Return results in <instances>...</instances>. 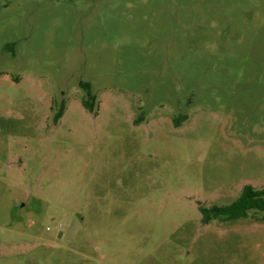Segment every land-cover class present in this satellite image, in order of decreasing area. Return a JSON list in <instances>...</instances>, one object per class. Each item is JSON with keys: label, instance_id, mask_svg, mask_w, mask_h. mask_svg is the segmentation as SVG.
Segmentation results:
<instances>
[{"label": "rangeland", "instance_id": "rangeland-1", "mask_svg": "<svg viewBox=\"0 0 264 264\" xmlns=\"http://www.w3.org/2000/svg\"><path fill=\"white\" fill-rule=\"evenodd\" d=\"M245 185L264 0H0V264H264Z\"/></svg>", "mask_w": 264, "mask_h": 264}, {"label": "trees", "instance_id": "trees-1", "mask_svg": "<svg viewBox=\"0 0 264 264\" xmlns=\"http://www.w3.org/2000/svg\"><path fill=\"white\" fill-rule=\"evenodd\" d=\"M85 94L82 96V105L89 110H93L95 95L91 92V85L88 82L80 84ZM61 108L55 117V121L62 115ZM264 211V188L257 189L251 185H245L239 196L231 204L226 206H213L211 208H202V220L208 223L212 219L235 220L244 218L250 212Z\"/></svg>", "mask_w": 264, "mask_h": 264}]
</instances>
